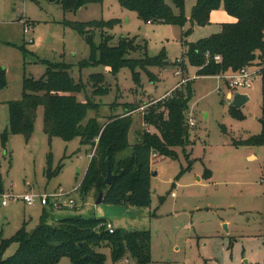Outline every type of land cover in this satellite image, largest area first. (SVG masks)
<instances>
[{"label": "rangeland", "instance_id": "obj_1", "mask_svg": "<svg viewBox=\"0 0 264 264\" xmlns=\"http://www.w3.org/2000/svg\"><path fill=\"white\" fill-rule=\"evenodd\" d=\"M61 1L0 0V70L5 81L0 90V179L7 200L2 205L0 196V237L9 240L22 228L31 233L43 217L54 226L61 218L102 215L121 233H150L149 264H264V149L236 143L261 133V77L256 76L243 92L249 101L233 114L225 82L218 76H197L196 68L186 58L189 45L218 33L223 23L231 21L223 6L211 13L209 26L198 27L187 21L179 27L146 23L136 12L122 7L119 0H89L75 12H65ZM195 2L185 1L187 20ZM93 21L115 22L109 31L111 44L120 38L136 39L138 44H145L149 57L162 53L171 63L164 68L137 67L134 71L123 67L114 75L102 65L79 70L78 64L88 61L92 51L70 23ZM24 29L30 30L24 33ZM93 34L98 46L100 33ZM143 52L130 57L139 58ZM46 62L71 66L69 73L74 82L85 85L75 95L77 102L90 100L98 105L88 109L83 124L95 119L103 125L109 117L123 114L125 108L134 109L125 115L129 118V146L117 154V159L132 155L144 131L158 133L144 122L152 106L167 100L183 80L181 90L185 94L190 87L182 145L169 148L173 157H152L149 207L95 205L96 190L82 194L79 185L90 162L91 148L79 139H49L43 133L42 107L37 109L28 142L21 135L11 134L3 140L9 123L7 102L21 99L23 78L39 80L46 71ZM93 74H102L108 89L105 94L93 92ZM189 119L194 120L193 127L188 126ZM57 169L47 178V170L54 173ZM58 188L67 192L76 189L72 192L75 207H43L38 200L27 206L22 201L27 194H49ZM17 249L18 245L11 243L2 258L12 257ZM97 251L104 255V264H137L128 253L113 261L105 244ZM57 264L71 262L63 258Z\"/></svg>", "mask_w": 264, "mask_h": 264}, {"label": "trees", "instance_id": "obj_2", "mask_svg": "<svg viewBox=\"0 0 264 264\" xmlns=\"http://www.w3.org/2000/svg\"><path fill=\"white\" fill-rule=\"evenodd\" d=\"M88 1L62 0L61 5L65 12H75ZM119 1L122 7L136 12L138 18L146 23H164L179 27H183L187 21L198 27L209 26L211 13L222 5L225 12L233 18V22L223 23L218 33L189 45L186 53L189 65L196 68L197 76L201 77L218 76L254 65H264V0H196L189 20L184 17L186 0H170L169 4L166 0ZM114 23H70L92 51L88 61L78 64L79 70L102 65L114 75L123 67L134 71L137 67L144 70L149 66L164 68L171 63L162 53L149 57L145 44H138L136 39L120 38L116 44H111L113 36L109 31ZM95 32L100 33L98 46L93 42ZM187 34L188 32L183 36ZM142 50L144 52L139 58L130 57L132 53ZM216 56L220 57V62L214 60ZM46 63V71L39 80L23 78L21 99L7 102L9 123L8 131L2 136L3 140L11 134L21 135L28 142L37 109L42 107L43 133L49 139L56 137L64 142L79 139L81 144L91 148L90 162L84 180L79 185L82 194L96 190L98 196L103 191L105 205L149 207L152 155L173 157L169 148L182 145L187 130L185 111L191 94L190 87L185 94L179 86L170 93L167 100L152 106L144 116V122L154 126L158 133L144 131L139 135L132 155L117 159V154L129 146V118L125 115L134 109L125 108L123 114L109 117L103 125H99L95 119L83 124L88 109H94L98 105L90 100L86 103L77 102L75 95L82 92L85 85L74 82L69 73L71 66L65 63ZM181 66L184 70V66ZM259 75L264 103V67L260 68ZM91 83L93 87L96 85L93 91L95 94H105L108 90L104 86L102 74H93ZM4 87V76L0 70V90ZM230 110L235 114L234 107L230 106ZM155 112L159 115H155ZM261 124L259 135L236 142L237 145L264 149V121ZM107 167L114 176L109 186L104 184ZM58 171L59 169L51 173L47 170V178ZM262 176L264 183V162ZM2 195L0 179V196ZM262 217L264 227V209ZM106 222V219L97 217H66L50 226L43 217L31 233L22 228L9 240L0 237V264H57L63 258L69 259L71 264H104V255L97 251L102 244L110 249L113 261L128 253L137 264L151 262L149 232L121 233L115 230L113 234H109L104 228ZM11 243H16L18 249L12 257L3 259L2 252Z\"/></svg>", "mask_w": 264, "mask_h": 264}, {"label": "built area", "instance_id": "obj_3", "mask_svg": "<svg viewBox=\"0 0 264 264\" xmlns=\"http://www.w3.org/2000/svg\"><path fill=\"white\" fill-rule=\"evenodd\" d=\"M29 30L30 29H24V33H28ZM29 42L32 43L33 40L30 39ZM214 60L216 62L221 61L219 56H216ZM262 67H264V65L260 67H254L255 68L254 70H251V67H246L237 72H228L226 74L218 75V79H222L226 84V89L228 91V96H227L228 99L231 100L233 95L236 93L243 94L244 91L248 90L251 87L254 78L256 76H260L259 70ZM184 83L185 81L183 80L180 83V86ZM177 87H179V85H177ZM188 126L193 127L194 120L189 119ZM75 191L76 189L71 192H67L62 188H58L49 194L46 192L40 193L39 195L27 194L22 197V201L27 206H33L35 204V201L38 200L39 204L43 207L49 206L52 208H59V209L65 207L73 208L75 207V201L72 199V192ZM2 198H3L2 205H5L7 201L6 196L2 195ZM104 228L109 234H113L115 231L112 224L108 221L104 224Z\"/></svg>", "mask_w": 264, "mask_h": 264}, {"label": "water", "instance_id": "obj_4", "mask_svg": "<svg viewBox=\"0 0 264 264\" xmlns=\"http://www.w3.org/2000/svg\"><path fill=\"white\" fill-rule=\"evenodd\" d=\"M50 2H54L55 0H49ZM249 101V97L246 94H241V93H236L233 95L232 100H231V106L234 107L235 109H239L241 106L246 104ZM114 176L111 173V170L109 167H107V174L104 180V184L106 186H109L113 180ZM104 204L103 203V191L99 192L95 205H100ZM101 217L97 218H102L105 219L104 216L100 215ZM133 232V230H129V233Z\"/></svg>", "mask_w": 264, "mask_h": 264}, {"label": "crops", "instance_id": "obj_5", "mask_svg": "<svg viewBox=\"0 0 264 264\" xmlns=\"http://www.w3.org/2000/svg\"><path fill=\"white\" fill-rule=\"evenodd\" d=\"M230 22H233V18H231V21ZM230 22H227V23H230ZM105 218V217H104ZM108 221V220H107ZM109 222V221H108Z\"/></svg>", "mask_w": 264, "mask_h": 264}]
</instances>
